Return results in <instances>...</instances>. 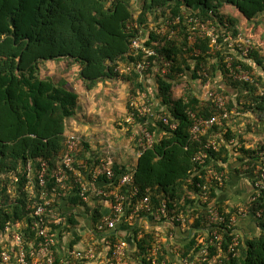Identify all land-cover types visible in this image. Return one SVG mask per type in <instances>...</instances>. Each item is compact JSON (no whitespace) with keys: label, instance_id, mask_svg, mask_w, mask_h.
I'll use <instances>...</instances> for the list:
<instances>
[{"label":"trees","instance_id":"trees-1","mask_svg":"<svg viewBox=\"0 0 264 264\" xmlns=\"http://www.w3.org/2000/svg\"><path fill=\"white\" fill-rule=\"evenodd\" d=\"M261 15L264 16V0H141L137 14L127 0H0V231L10 222L20 227L26 237L36 238V232L31 228V212L27 210V192L11 198L7 185L15 175H20L21 184L25 182L21 175L29 161L33 163L34 171L40 169L41 161H46L49 166L46 187L50 189L54 185L52 167L65 150L67 121L77 113L79 94L74 86L63 78L56 80L44 76L41 70L44 62L64 61L67 67L76 64L79 80L87 89H92L101 80L128 82V114L133 111L130 104L133 97L142 93L153 96L147 82L153 79L157 85L155 98L161 107H165L162 114L176 122L177 127L172 130L161 120L149 127L156 135V141L137 158L133 167L134 185L139 188L140 196L150 188L153 204L166 200L169 213L196 209L191 194L202 192V187L197 184H205L207 174L204 165L194 162L196 154L209 152L207 168L217 172L241 162L255 164L264 173V143L259 148H247L245 143L242 144V134L234 132L224 121L196 139L190 132L192 119L188 114L192 110L207 117L212 115V102L201 105L197 80L211 83V77L215 75L226 85L218 90L227 99L229 109L240 114L251 112L264 121V19ZM188 16L204 23L210 21L216 41L207 35L191 44L186 23ZM176 17H180V22H173L167 30L169 35L174 29L171 38L156 32L164 25L160 19L175 21ZM145 33L149 36L143 44L157 53L151 60L158 62L159 56L172 60L170 72L162 74L150 69L144 78L136 71L117 72L116 67L120 64H135L142 60V51L134 49L132 44ZM240 33L255 42L246 58L222 46L227 36L237 39ZM229 57L233 67L242 65L247 69L251 81L232 79L226 67ZM203 68L207 75L201 72ZM182 80L189 83V89L174 99L173 86ZM235 93L239 94L238 101L233 99ZM241 98L245 100L240 101ZM134 126L135 123H130V128ZM211 136L222 143L218 151L205 147ZM223 139H235L236 142L227 144ZM87 143L84 148L89 150ZM255 167L245 174L251 177ZM114 168L117 175L126 170V166L119 163ZM215 185L216 182L211 184L209 190L210 202L216 200L215 207L227 220L214 224L223 236L222 242L217 241L213 228L209 234L203 231L208 208L193 210L194 216L197 213L200 216L192 226L202 229L181 247L182 255L191 258L212 239L202 264H264V214L257 221L261 230L246 232L235 244L237 232L229 228V222L239 207L229 208L224 201H218ZM34 189L39 195L38 184ZM76 200V196L71 198L72 204ZM246 207L249 211L264 208V197L253 203L247 201ZM69 218L67 230L72 231L78 218L73 214ZM176 225L185 227L183 223L176 222ZM81 238L79 234L72 235L68 247L77 244ZM135 240V258L146 256L155 242L150 232ZM3 248L0 243V251ZM168 252L167 247L161 250L166 260L170 259ZM56 254L57 263L63 264L57 249Z\"/></svg>","mask_w":264,"mask_h":264},{"label":"built area","instance_id":"built-area-1","mask_svg":"<svg viewBox=\"0 0 264 264\" xmlns=\"http://www.w3.org/2000/svg\"><path fill=\"white\" fill-rule=\"evenodd\" d=\"M186 21L191 44H194L198 38H205L207 35L212 36L216 41L214 31L210 29V21L204 23L189 16ZM173 22L179 23L180 17H176L175 21L160 19L161 25H164L157 28L156 32L171 38L175 31L171 29V33L168 35L167 30ZM148 36L149 33H145L143 38L133 40L132 47L142 51V60L135 64H120L116 67L117 72L124 74L136 71L143 78L145 72L150 69L162 74L170 72L173 65L172 60L163 56H159L158 62L155 61L154 63L151 60V57L156 56L157 53L151 47L143 44ZM222 46H227V49L231 48L234 53L246 58L250 50L254 48V43L245 39L240 33L237 39L227 36ZM196 52L199 53L200 51ZM228 60L226 67L233 80H252L247 69L242 65L235 68L232 65V58L229 57ZM201 72L207 75L205 68ZM201 72L199 73L201 74ZM197 83L200 85L198 98L201 105H205L206 102L213 103V113L208 117L200 115L196 111H188L192 119L190 132L194 138L199 139L212 131L214 125H222L223 121L228 122L235 113L239 114V112L228 108L227 99L210 82L202 83L200 79L197 80ZM130 104L133 111L128 114L127 122L135 123L134 128H137L136 134L131 136V141L133 140L136 156L139 157L156 141V135L150 130V126H155L156 121L161 120L165 126L174 130L177 123L163 115L162 111L165 107H161L157 99L148 96L147 93L133 97ZM138 119H141L140 122ZM65 137V150L52 167L54 185L50 189L46 187V175L49 168L46 161L40 162L38 171H34L33 163L29 161L21 175L25 177L23 184H21L20 175L12 176L8 182L7 192L11 198L27 192V210H30L32 217L31 228L37 236L35 239L26 237L20 227L12 225L10 222L7 223L5 228L0 231V243L4 246L0 251V264H58L56 249L62 255L60 257L63 264H77L78 262L87 264H167L168 261L170 264H202L208 254L212 239L209 243L206 241L207 244H204L198 254L196 253L189 258L182 255L181 248L170 246L169 242L166 241L167 238L162 236L160 230L147 231L142 229L140 221L151 216L153 221L164 228L167 225H176V222L183 223L187 228L186 230H193L195 236L202 228H193L192 223L200 216V213L194 216L193 210L204 209L205 207L208 208L209 214L203 231L209 234V230L213 228L217 241L222 242L223 236L214 224L217 222L226 223L227 220L225 215H222L215 207L216 200L210 202L209 190L212 187L211 184L215 182L216 192L223 189L228 180L229 172L228 169L221 172L208 169L206 164L207 158L210 157L209 152L204 151L201 154H196L193 158L194 162L204 165L207 169L206 183L201 184L199 182L197 184L198 187H202V192L198 195L191 194V197L196 201V209L193 207L187 212L169 213L166 200L153 204L150 188L146 189V194L140 196L139 188L134 185L133 165H125L126 170L120 175L116 174L114 166L117 162L112 155L115 150L113 142L106 143V150L111 155L100 157L84 148V143L87 141L82 133L66 130ZM223 141L225 140L223 139ZM225 142L229 144L236 142V140L231 139ZM221 145L220 141L211 136L205 147L218 151ZM240 146L239 144L238 147ZM252 148L255 147L252 146ZM237 167H239V171L246 173L255 167V164L249 165L240 162ZM18 170L20 171L21 168ZM251 178L253 194L250 202L253 203L258 201L260 197H264V173L261 172L260 167H255ZM190 182L193 183L191 180ZM37 184L41 188L39 195L35 193L34 189ZM74 196L77 200L76 203L72 204L71 198ZM204 204L205 206H203ZM80 212L89 215L92 219L91 226L86 228L83 233L78 231L81 224L78 225L77 223L73 224L72 231L67 230V227L70 226L69 217L73 214L78 218ZM246 213H251L257 221L263 216L264 208L258 207L256 211H249L247 207H239L238 211L231 216L229 228L233 229L234 233L237 232L235 244H238L241 236L236 228L238 219L247 215ZM119 223H127L133 226L134 230L128 231L130 237L127 236V231L118 230ZM55 228L56 233H53ZM74 231L83 238L74 246L68 247L67 242L75 234ZM144 231L152 233L155 242L153 247L148 249L149 253L146 256L135 258L133 256L137 250L135 238H142ZM56 236L59 239H56ZM131 239L134 241L133 247L130 244ZM163 247L168 248L170 259L163 258L161 253ZM231 249L234 251V248ZM73 260L74 262H72Z\"/></svg>","mask_w":264,"mask_h":264},{"label":"crops","instance_id":"crops-1","mask_svg":"<svg viewBox=\"0 0 264 264\" xmlns=\"http://www.w3.org/2000/svg\"><path fill=\"white\" fill-rule=\"evenodd\" d=\"M78 73L79 67L77 69V74ZM115 81H117L122 87V91H120L119 94L117 90L112 87ZM147 82L153 97H155V89L157 91V85L153 80L150 79H148ZM70 84L73 85L72 83ZM80 84L81 85L79 86V90L75 89L79 94V107L77 108L76 115L68 119V127L66 130H75L82 133L86 141L88 142L87 144L89 150L92 151L96 156L103 157L111 155V153L106 150V143L113 142V144L115 145V150L113 151L112 155L114 156L116 162L126 166H135L138 157L136 156L133 145L129 143H125L124 145H121V143H117L116 139L114 138V136H116L117 134V131L114 130L113 126V123L115 121L112 120L111 117H109L110 114H112L111 116H114V114L116 116V113H118L116 109L117 98L123 105L122 111L119 110V114H125L126 105L123 103L128 101L130 84L128 85V82L119 79L101 80L92 89L87 91L88 93H83L84 86L82 85L81 81ZM96 96L98 97V104H100L101 106H99L98 108H93L92 106L96 104ZM82 103L86 107L85 112H82V110H80ZM126 119L128 120V118H125V120ZM129 127L130 125L128 126V128ZM233 164L234 165H232V167L229 166L228 168L227 166L229 172L227 184L223 189L217 191L218 201H224L225 204L229 206V208H235L239 206L242 207V205H245L246 202L250 200L253 194L252 178L244 172L239 171L237 163ZM246 214L247 215L245 216H241L238 219L237 223V231L239 230L241 235L242 233L240 231V228L248 229L250 227L252 228L253 226H258V220L256 221L255 218L253 219L251 213ZM145 218L146 219L140 221L142 225L141 228L147 231L160 230L162 236L167 238L166 241L169 242L170 246L172 245L174 247L181 248L184 245L188 244L194 238L193 230H186L187 228L180 227L179 225H167V227L164 228L153 221L151 216H147ZM78 219L79 220L77 224H81V227L78 228V231H81L80 233H83L86 231V228H89L91 226L92 219L89 217V215L82 212L78 214ZM117 228L120 231L123 230L121 232L127 231V236H129L128 231L134 230L133 226L127 223H119ZM252 229L253 231L255 230L254 228ZM130 244L132 247L134 246L133 239L130 240Z\"/></svg>","mask_w":264,"mask_h":264},{"label":"rangeland","instance_id":"rangeland-1","mask_svg":"<svg viewBox=\"0 0 264 264\" xmlns=\"http://www.w3.org/2000/svg\"><path fill=\"white\" fill-rule=\"evenodd\" d=\"M133 10L136 12L140 11V5H141V0H127ZM235 14H237L235 12ZM261 18H264L263 15L260 16ZM255 43V42H254ZM214 54V53H213ZM74 65V66H73ZM67 63L64 61H57V62H44L41 64V70H42V74L44 76H50L53 79L59 80V79H65L69 84L72 83L74 86V89H78L79 90V86L80 81L79 80V75L77 74V69L78 66L76 64H72L71 66L67 67ZM215 75H213L212 80L214 78V80H211V84L216 87V89H218L219 87H224L226 85L223 84L222 80H220L219 77H214ZM216 78V79H215ZM153 80V79H151ZM225 81V80H224ZM104 83V82H103ZM82 85L84 86L83 82ZM129 85V83H128ZM112 87L114 89L117 90L118 94L120 91H122V87L121 85L115 81V83L112 85ZM189 89V83L186 82L185 80L183 81H179L176 84H174L173 89H172V96L174 99L179 98L184 92H186ZM90 89H87L86 87H84V91L83 93H88L87 91H89ZM219 91V90H218ZM220 92V91H219ZM237 95H239L238 93H235V95L233 96L234 101L237 100ZM94 97V96H92ZM119 97V96H118ZM98 97L96 96V104L93 105L92 103V107L93 108H98L99 106H101L100 104H98ZM240 101L245 100L244 98L239 99ZM93 101V98H92ZM125 104V114H119V110L122 111L123 105L119 102V99L117 98L116 101V109L118 111V113H116V116L114 114V116H111L112 114H110L109 117H111L112 120H114L115 122L113 123L114 125V130L117 131L116 136H114V138L116 139L117 143H121V145H124L125 143H129L132 144L134 146V142L133 140L131 141V136H133L134 134H136V127L135 128H128V126L130 125V123H128L125 118H128V107H127V102L123 103ZM235 106V104H234ZM79 107V106H78ZM85 105L82 103L81 104V109L82 112H85ZM108 109V108H106ZM105 109V110H106ZM127 114V116H126ZM226 124L232 126L234 128V132H238L240 131L242 134V139L244 140V143H247L246 146L248 145L249 147L252 148L253 147H258L261 146V143H264V121L261 119V117H258L255 114H249V112L247 114H234L231 119L226 122ZM132 127V125H131ZM116 128V129H115ZM124 149V146H123ZM239 166V162L237 163ZM245 205H242V207L245 208ZM240 207V206H239ZM258 226H253L252 228H254L255 232L260 231L261 229L256 228ZM251 227L248 229H243L240 228V231L243 234H246V232H252ZM239 231V230H238ZM253 232V233H255ZM250 234V233H248Z\"/></svg>","mask_w":264,"mask_h":264},{"label":"clouds","instance_id":"clouds-1","mask_svg":"<svg viewBox=\"0 0 264 264\" xmlns=\"http://www.w3.org/2000/svg\"><path fill=\"white\" fill-rule=\"evenodd\" d=\"M230 126V125H229ZM232 129H233V131H234V128L232 127V126H230ZM240 132V131H239ZM241 133V132H240ZM244 143V140H243V142H242V144ZM246 144L247 143H245L244 145L246 146ZM247 148H251V147H249L248 145L246 146ZM236 163H238V162H236ZM253 219H254V217H253Z\"/></svg>","mask_w":264,"mask_h":264}]
</instances>
